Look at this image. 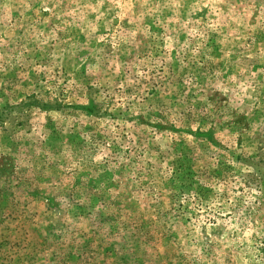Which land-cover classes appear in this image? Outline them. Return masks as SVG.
I'll use <instances>...</instances> for the list:
<instances>
[{"label":"rangeland","instance_id":"obj_1","mask_svg":"<svg viewBox=\"0 0 264 264\" xmlns=\"http://www.w3.org/2000/svg\"><path fill=\"white\" fill-rule=\"evenodd\" d=\"M0 264H264V0H0Z\"/></svg>","mask_w":264,"mask_h":264}]
</instances>
